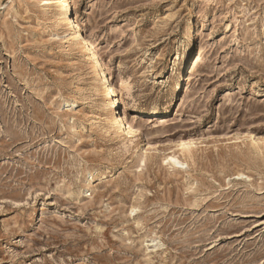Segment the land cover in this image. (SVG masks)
Returning <instances> with one entry per match:
<instances>
[{
  "label": "rangeland",
  "instance_id": "374dc122",
  "mask_svg": "<svg viewBox=\"0 0 264 264\" xmlns=\"http://www.w3.org/2000/svg\"><path fill=\"white\" fill-rule=\"evenodd\" d=\"M70 1L137 135L51 0H0V264H264V0Z\"/></svg>",
  "mask_w": 264,
  "mask_h": 264
},
{
  "label": "bare ground",
  "instance_id": "6f19581e",
  "mask_svg": "<svg viewBox=\"0 0 264 264\" xmlns=\"http://www.w3.org/2000/svg\"><path fill=\"white\" fill-rule=\"evenodd\" d=\"M49 1L50 0H48V2ZM51 3L54 6L55 17H56L57 23L61 27V29H63V32L73 31L71 42L77 48L81 49V52L83 54L92 52L91 47L89 45L90 43L88 42L85 34L83 33L81 26L76 24V21H74V19L72 18L73 7H72L71 1L70 0H51ZM190 23H192V21H190ZM99 58L100 57H98L96 53L94 52L91 53V62L93 63L94 70L99 75H101L100 72H102L104 76V81L102 82V87L100 89H103L105 94L109 98L110 109L108 108L109 111L107 113V116L109 119V125L111 128H114L117 132H120L129 137H134L137 135V129L131 123L125 121V119L122 118L120 114H117L118 108L120 107L121 103H120L118 94H116V89L111 85L109 81L106 71L98 70V67L100 66ZM153 113L157 115V111L154 110ZM183 144L186 145L187 143H183ZM171 160L174 161V163L176 164L181 163V161L175 156H172Z\"/></svg>",
  "mask_w": 264,
  "mask_h": 264
}]
</instances>
